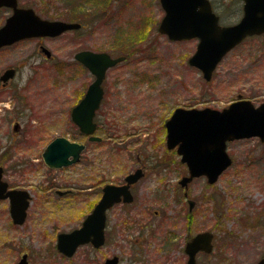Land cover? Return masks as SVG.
I'll list each match as a JSON object with an SVG mask.
<instances>
[{"label": "rangeland", "instance_id": "374dc122", "mask_svg": "<svg viewBox=\"0 0 264 264\" xmlns=\"http://www.w3.org/2000/svg\"><path fill=\"white\" fill-rule=\"evenodd\" d=\"M18 1L47 19L81 20L83 10L98 9L93 0ZM100 1L114 7L116 21L110 28L117 27L119 54L127 56L117 67L116 72L120 70L121 75L115 80L122 89L125 109L99 113L105 130L116 138L100 131L101 143L87 142L77 164L56 170L44 165L41 154L50 140L66 135L76 138L66 124L67 115L60 114V109L85 79L78 76L76 80L71 71L61 68H43L36 75L29 67L18 69L11 86L0 90V167L4 168V179L12 185L29 186L33 202L21 227L11 225L7 204L0 203V264H13L24 251L29 253L28 264H104L110 254L106 245L99 249L82 246L71 258L56 252L57 234L77 227L87 209L83 208L81 198L77 202L68 197L66 202L52 192L43 193L41 187L46 181L56 187L69 185L78 190L81 186L93 187L97 172L111 180L121 178L134 165L156 162L153 156L168 161L170 156L163 150V124L176 108L221 110L240 95L256 106L264 103V34L246 39L227 53L212 79L206 81L187 62L197 40L168 41L157 31L164 12L155 0ZM209 1L222 26L233 25L241 18L242 0ZM100 42L96 29L91 44ZM151 42L154 48L150 47ZM22 56L20 49L0 52V72L8 66H18ZM17 97L56 100L42 108L46 115L39 114L38 124L32 125L27 117L17 119L12 114L9 118L7 112L14 110ZM15 120L22 124L19 134L13 132ZM227 147L232 164L216 183L210 185L204 177H198L189 184L187 198L195 203L190 212L188 203L181 198L187 214V222L183 223L189 235L200 231L215 235L213 251L198 255L197 264H256L264 257V141L239 139L229 142ZM147 153L152 156L144 159ZM110 169L111 175H106ZM172 170L171 174L166 168L161 173L152 172L151 179L158 182L187 175L184 164L175 165ZM91 190H83L89 202L94 198ZM171 191L170 186L166 195L161 192V196L154 194V198L166 206L171 202ZM176 217L181 228V214L177 212ZM178 231L180 245L185 233ZM179 256L178 263L182 261Z\"/></svg>", "mask_w": 264, "mask_h": 264}, {"label": "flooded vegetation", "instance_id": "af4514ba", "mask_svg": "<svg viewBox=\"0 0 264 264\" xmlns=\"http://www.w3.org/2000/svg\"><path fill=\"white\" fill-rule=\"evenodd\" d=\"M93 1L97 4V11L91 12L90 9L83 10L81 20L47 19L38 14L36 10L32 8L35 15H37L41 19L49 21H63L68 24H78V26L62 31L59 35L23 38L18 40L17 42H14L13 44L0 47V52L6 51L8 49H20L23 53V56L21 58L22 60L19 62V64H17L18 66H8L6 68L1 69L0 90H7L11 86L13 82L12 80L18 75V69L25 67L34 69L35 75L43 68H61V71H71L74 74V78L76 80L78 79V76H81L85 79L84 83L76 87L74 96L72 98H67L62 103V108L60 109V114L67 115L66 124L68 128L74 132L76 138L74 139V137H72L71 135L55 136V138H67L72 143H79L84 146L83 150L80 153L81 155L78 162L82 159V153L87 147V142H92L95 144L101 143L103 137L99 135L100 131H103L104 133L110 135L109 132L105 130V122L99 119V113L101 111H108V109H118L119 107L125 109L122 89L118 85V82L116 83L115 80H117V78H119L121 75L120 70L116 72V69L117 67L121 66L120 63L125 62L127 60V56L119 54L117 27H115L114 30L110 28V25H112L113 23L115 24L114 21H116L115 11H112L114 7L111 4L102 5L103 1L101 2L100 0ZM155 1L157 2V4H159L160 9H162L160 0ZM16 5L17 8L20 9L28 7H24L23 5H21L18 0H16ZM210 5L212 7L211 2ZM212 8L214 10V7ZM0 11H3V15L0 22L1 28L6 22L7 18L13 14V8L7 6L0 7ZM96 29H98V32H100L101 42L98 45H92L91 38L94 36V32L96 31ZM256 36L251 37L253 38ZM251 37H246V39ZM150 47L154 48L153 42L150 43ZM102 55H107L112 61H116V63L107 67L104 72L103 78L99 85L102 90V95L100 98L101 100L99 102L98 108L94 112V115L91 119L92 124H94V129L91 134L86 135L80 131L79 125L75 124L72 120V113L75 107L81 104V102L84 100L87 91L90 89L89 87L95 83L97 77L94 73V70L103 67L101 63L103 60ZM120 57H123L124 59L120 61ZM92 63H96V65L93 66ZM86 64H91V67L87 66ZM8 69H12L15 72L12 77H9L8 79L4 80L2 79V76L6 71H8ZM61 74H63V72ZM28 98L30 99V97ZM28 98L24 100V98L17 97L16 100L18 103H15L16 107L13 111L7 113L9 114V118H11L12 114L13 117L17 119L27 117L32 125H36L38 124V121L36 119L40 117L39 114H41L42 117L43 115H46L43 112L45 110H43L42 108L46 107L47 105H53L54 100H56V97L43 98L39 101L37 99L29 100ZM4 107L7 108V105H4ZM24 110H26V113H24ZM83 110L85 112L92 111L90 107H86ZM165 122L163 124L164 128ZM12 125L13 132L15 134H19L22 124L15 120L12 121ZM107 125L109 126V123ZM110 136L112 138H116L115 135ZM55 138L50 140L44 147V149L49 145V143L55 140ZM91 138H94V140ZM164 148L165 149L163 150H165L166 155L170 156V158H168V161H161V159H158L157 156H153L155 157L156 162H153L152 164L143 163L140 165H134L130 167V169L126 171L121 176V178L111 180V177L107 180L103 177L102 174H99V172H97L96 181L94 182L95 184L92 185L93 187L87 188L81 186L78 190H74L69 185L65 187H56L54 184L51 183L50 180H47L46 185L41 187L43 193L52 192L54 196L58 198H63L66 202H68V197L77 202H79V199L81 198L83 208L87 209V211L82 216L79 225L75 228L70 229V231L79 228L81 223L86 219V217L91 214L92 210L94 209V206L104 197L103 195L106 186L113 185L119 188H123L122 193L119 196V201L113 203L105 211V241L103 245H106L108 247L110 254L109 257H106L104 259V264L106 262V259H112L114 258V256L117 257V264L188 263L190 257L185 251L187 247L186 244L189 242L193 235H189L187 225L183 223L184 220L185 222H187V214L185 210V205L181 201V198L184 201L186 200V203H188L190 208L189 201L192 203L193 201L187 198L188 193L186 192V190L191 182H189L186 187L182 185L181 181L184 177H186L183 175L175 179L171 177H166L163 180H158V182H155L151 179L152 172L153 174L157 171L161 173V170H164V168H166L169 174H171L172 172H174L172 170L173 166L183 164L175 148L174 150L167 149L166 140L164 142ZM151 156V154L147 153V155L144 156V159H148ZM176 158H178L177 160H179V162L176 160ZM73 165L74 164L69 165L67 167ZM108 172L109 173H107L106 175H111V169ZM116 173H118L117 170ZM130 177L132 178V180L130 179V181H128L127 179ZM0 179L2 184H6L2 196L6 195L8 191L13 190L27 191L28 193V204L25 209L26 216L22 224L17 223L13 219L11 211L12 203L10 197L8 195L3 198L0 197V203L7 204L6 209L8 211L9 221L11 222V225L21 227L26 222L29 208H31L33 202L31 190L29 186L23 187L16 184L12 185L6 179H4V168L2 170V175ZM173 181L174 183H172ZM170 186L172 187L171 202H169L165 206L163 205V202L158 201L156 197L161 196V192L166 195L165 192H167ZM83 190H86L88 192L91 190V195L94 196L93 200H90L89 202L88 194L83 193ZM154 194H156L155 198ZM75 204L79 205L77 203ZM153 204L157 205L155 209ZM160 204L162 205L161 207ZM194 206L195 203H193V207ZM188 210L189 212L191 211L190 209ZM177 212L181 214V228L178 225L179 219H177L176 217ZM178 230H181L185 233V235L182 236V243L180 245H178L177 243L180 238ZM59 233L57 234V236L59 235ZM57 236L55 241L57 240ZM212 243H214V240ZM56 246L57 241L55 244V250L56 252H58ZM82 246H88L91 249H99L103 247L101 246L95 248L91 244H83L76 249L74 255L78 252L77 250ZM58 253L61 254L63 257L68 258L61 252ZM200 254L203 253H199L198 255ZM178 256L179 259L182 260L179 263L177 260ZM23 257L25 258V263L28 264V251L20 253V258L17 259V261L13 264H17Z\"/></svg>", "mask_w": 264, "mask_h": 264}, {"label": "water", "instance_id": "95a60500", "mask_svg": "<svg viewBox=\"0 0 264 264\" xmlns=\"http://www.w3.org/2000/svg\"><path fill=\"white\" fill-rule=\"evenodd\" d=\"M164 16L158 31L169 41L198 40L195 52L187 60L189 66L197 68L203 79L210 81L215 68L226 53L241 43L246 36L264 33V0H243V18L234 25H219V18L212 11L208 0H160ZM12 7L13 14L0 28V47L7 46L23 38L55 36L62 31L78 26L63 21H48L35 15L33 9L17 8L16 0H0V7ZM101 57V55H100ZM102 66L95 69L96 81L87 91L84 100L75 107L72 120L80 131L91 134L94 129L92 117L98 108L102 90L100 82L107 67L116 63L107 55L103 56ZM124 58L120 57V61ZM91 67V64H86ZM93 66L96 63H92ZM14 70L8 69L2 76L6 80L12 77ZM86 107L91 112L84 111ZM166 147L176 149L180 160L186 166L188 175L181 181L185 187L192 179L205 177L207 183H216L219 175L232 163L227 154V143L239 139L258 138L264 141V103L255 106L250 100L238 99L221 110L205 107L176 108L165 122ZM94 140V138H91ZM84 146L72 143L67 138L57 137L42 152L43 162L51 169H60L77 163ZM3 168H0V178ZM132 178H128L130 181ZM3 185V186H2ZM6 184L0 179V197L6 195L11 200L14 221L24 222L28 204L27 191H8L2 196ZM123 188L106 186L104 197L94 206L91 214L80 227L57 236V250L68 258L83 244L98 248L103 246L105 211L119 201ZM190 210L193 203L190 202ZM214 235L200 232L191 237L186 244V253L190 257L187 264H196V254L211 253ZM23 257L17 264H26ZM105 264H117V257L106 259ZM257 264H264L261 259Z\"/></svg>", "mask_w": 264, "mask_h": 264}]
</instances>
